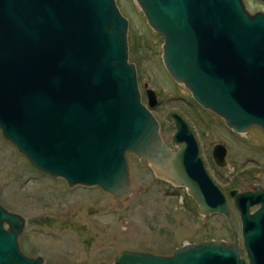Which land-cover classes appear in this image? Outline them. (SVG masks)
Listing matches in <instances>:
<instances>
[{
	"label": "water",
	"instance_id": "water-1",
	"mask_svg": "<svg viewBox=\"0 0 264 264\" xmlns=\"http://www.w3.org/2000/svg\"><path fill=\"white\" fill-rule=\"evenodd\" d=\"M163 38L162 64L203 109L236 134H264V14L243 0H133ZM264 2V0H262ZM141 99L129 62L128 20L115 0H0V133L36 171L70 187H98L118 203L132 193L128 154L186 190L201 216L222 215L234 242L185 244L169 256L122 251L113 264H264V189L227 197L207 174L179 115L171 150ZM215 145L214 163L227 167ZM257 207L254 211L253 208ZM9 229H5L4 225ZM25 220L0 205V264H42L23 254Z\"/></svg>",
	"mask_w": 264,
	"mask_h": 264
},
{
	"label": "rangeland",
	"instance_id": "rangeland-1",
	"mask_svg": "<svg viewBox=\"0 0 264 264\" xmlns=\"http://www.w3.org/2000/svg\"><path fill=\"white\" fill-rule=\"evenodd\" d=\"M247 12H264L253 0H243ZM128 19L129 62L137 69L142 101L145 88L156 94L151 109L169 141L171 115H181L198 135L207 174L225 195L233 189H264V134L256 127L236 134L222 119L196 106L190 94L172 82L162 66V38L146 23L133 0H118ZM227 149V167L212 165L214 144ZM131 195L122 203L98 187H70L33 169L0 133V205L25 220L19 245L25 255L44 264H113L118 253L137 251L168 256L185 244L224 242L234 235L225 218L201 216L186 190L157 180L143 159L127 155ZM253 190V189H252ZM251 190V191H252ZM241 245L240 221L229 206Z\"/></svg>",
	"mask_w": 264,
	"mask_h": 264
},
{
	"label": "flooded vegetation",
	"instance_id": "flooded-vegetation-1",
	"mask_svg": "<svg viewBox=\"0 0 264 264\" xmlns=\"http://www.w3.org/2000/svg\"><path fill=\"white\" fill-rule=\"evenodd\" d=\"M116 1V4H117V6H118V0H115ZM255 3H257V4H259L261 7H262V9H263V11H264V2L262 1V0H253ZM118 8H119V6H118ZM119 10H120V8H119ZM121 12V11H120ZM264 14V12H262V11H260V12H256V13H254L253 15H255V14ZM122 15H123V13H121ZM124 16V15H123ZM125 17V16H124ZM128 20V19H127ZM128 26H129V21H128ZM155 33V32H154ZM157 34V33H156ZM159 35V34H158ZM160 36V35H159ZM161 37V36H160ZM162 38V37H161ZM162 44H163V38H162ZM162 47V46H161ZM162 56V55H161ZM161 61H162V59H161ZM162 66H163V64H162ZM136 67V66H135ZM164 68V67H163ZM164 70H165V68H164ZM136 72H137V69H136ZM165 73H166V75L169 77V79L172 81V82H174L176 85H178V86H180V87H183L186 91H187V89L183 86V85H181V84H179V83H176L169 75H168V73L166 72V70H165ZM137 82H138V80H137ZM138 87H139V85H138ZM144 88H145V90L147 89L146 87H145V85H144ZM139 91H140V89H139ZM188 92V91H187ZM141 93V92H140ZM189 93V92H188ZM190 94V93H189ZM190 97H191V94H190ZM192 98V97H191ZM141 99H142V94H141ZM192 101H193V103L196 105V106H198L199 108H200V110H202V111H204V112H210V111H208V110H205V109H203L201 106H199L193 99H191ZM143 102V101H142ZM146 102H147V99H146ZM144 103V102H143ZM211 114H213V115H215L214 113H212V112H210ZM174 114H176V115H179V114H177V113H173L172 115H174ZM172 115H171V118H172V120H173V126H174V130L172 131V133L170 134V138H169V141L167 140V139H165L164 137H163V135H162V132H161V126H160V124H159V133H160V136H161V138H162V140H163V142L171 149V150H173V151H178L181 147H182V144L181 143H177V142H175V140H174V134H175V131H176V129H175V120L173 119V117H172ZM180 116V118L181 119H183V121L187 124V126H188V128L190 129V131H191V133H192V136H193V138H194V140H195V143H196V145H197V149H198V156H199V158H200V160L202 161V163H203V166H204V168H205V160L203 159V157H202V149H201V145H200V141H199V137H198V135L193 131V129L190 127V125L188 124V122L181 116V115H179ZM216 116V115H215ZM216 117H218V116H216ZM219 118V117H218ZM221 119V118H220ZM159 123V122H158ZM219 143H217V144H214L213 146H212V148H211V151H210V156H211V161H212V165H214L216 168H220V167H218L215 163H214V160H213V150H214V147H215V145H218ZM219 145H222V144H219ZM224 146V145H223ZM225 147V146H224ZM226 148V147H225ZM227 150V149H226ZM226 155H227V153H226ZM226 159V158H225ZM226 163H227V161H226ZM220 169H223V168H220ZM205 170H206V168H205ZM152 173H153V171H152ZM153 175H154V177L157 179V180H159V181H161V182H164V183H168V185L169 186H171V187H174V188H177V187H175L172 183H170V182H168V181H166L165 179H162V178H159V177H157L154 173H153ZM253 189V188H252ZM251 189V190H252ZM251 190H249V191H251ZM243 192H245V191H243ZM225 195V194H224ZM226 197H227V205H228V208H230L229 206H231V205H234V201H233V199L229 196V191H228V195H225ZM234 208H235V206H234ZM256 209V207L255 208H253L251 211H253V210H255ZM236 210V209H235ZM215 216H221V215H215ZM4 228L5 229H9V227H8V225H4ZM229 229V228H228ZM235 229V228H234ZM230 230V229H229ZM231 231V230H230ZM235 231H236V233L238 234V231L235 229ZM241 232V231H240ZM231 233H232V231H231ZM233 234V233H232ZM234 235V234H233ZM234 239H235V237L233 238V242H234ZM237 240H238V237H237ZM212 241V240H211ZM239 241V240H238ZM209 242V241H208ZM242 242V241H241ZM202 243H204V242H202ZM240 245V244H239ZM175 252V251H174ZM173 252V253H174ZM26 255V254H25ZM155 255V254H154ZM172 255V254H171ZM171 255H168V256H166V257H169V256H171ZM27 257H29V258H37V257H32V256H29V255H26ZM41 258V257H40ZM41 260H42V264H44V261H43V259L41 258Z\"/></svg>",
	"mask_w": 264,
	"mask_h": 264
}]
</instances>
